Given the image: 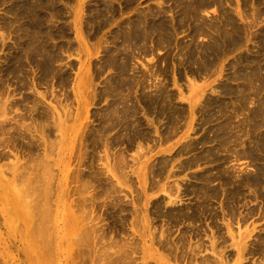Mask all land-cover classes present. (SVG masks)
Here are the masks:
<instances>
[{"label": "rangeland", "instance_id": "obj_1", "mask_svg": "<svg viewBox=\"0 0 264 264\" xmlns=\"http://www.w3.org/2000/svg\"><path fill=\"white\" fill-rule=\"evenodd\" d=\"M0 264H264V0H0Z\"/></svg>", "mask_w": 264, "mask_h": 264}, {"label": "bare ground", "instance_id": "obj_2", "mask_svg": "<svg viewBox=\"0 0 264 264\" xmlns=\"http://www.w3.org/2000/svg\"><path fill=\"white\" fill-rule=\"evenodd\" d=\"M2 152V151H1ZM6 152V151H5ZM4 152V153H5ZM5 154H7V153H5ZM2 155V154H1ZM4 156V155H3ZM44 164V163H43ZM43 164H42V166H43ZM47 164V163H46ZM46 166V165H45ZM46 185V184H45ZM39 186V185H38ZM33 187H35V186H33ZM37 188V187H36ZM40 191V190H39ZM42 194V193H41ZM43 199V198H42ZM32 201H34V200H32ZM35 202V201H34ZM38 203V202H37ZM40 203H42V202H40ZM34 204V203H33ZM37 205V204H36ZM39 205V204H38ZM36 207V206H35ZM45 207V206H44ZM33 209H34V207H32ZM45 209V208H44ZM40 210H42V208L40 209ZM39 209H38V211H40ZM43 212V211H42Z\"/></svg>", "mask_w": 264, "mask_h": 264}]
</instances>
